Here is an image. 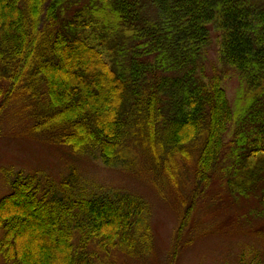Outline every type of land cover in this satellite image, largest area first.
Masks as SVG:
<instances>
[{
    "label": "trees",
    "instance_id": "16d2710c",
    "mask_svg": "<svg viewBox=\"0 0 264 264\" xmlns=\"http://www.w3.org/2000/svg\"><path fill=\"white\" fill-rule=\"evenodd\" d=\"M226 67L239 77L234 102ZM8 98L33 132L77 154L127 166L141 148L176 188L189 179L178 159L195 157L197 184L225 172L233 191L260 195L264 207V0H0V102ZM10 184L0 197V264L151 254L141 196L88 192L73 172L54 188L23 172ZM237 264L255 263L244 252Z\"/></svg>",
    "mask_w": 264,
    "mask_h": 264
},
{
    "label": "rangeland",
    "instance_id": "374dc122",
    "mask_svg": "<svg viewBox=\"0 0 264 264\" xmlns=\"http://www.w3.org/2000/svg\"><path fill=\"white\" fill-rule=\"evenodd\" d=\"M209 58L218 62L214 50ZM224 72L226 91L234 102L239 89L238 73L232 67H226ZM2 101L0 197L12 191L10 182L17 172L37 175L44 187L51 188L73 172L88 192L118 190L141 196L150 205L151 254L140 258L114 254L118 264H237L244 252L249 261L264 264V207L260 195L233 191L225 172L211 178L209 184H197L193 172L195 157L193 164L179 158L178 164L187 166L189 179L186 187L182 183L176 188L151 169L141 148L138 153L135 149L138 159L134 163L107 166L99 155L77 154L46 134L33 132L22 104L13 98ZM228 137L225 157L232 152V133ZM226 164L228 161L223 162ZM90 250L97 258L110 260L97 243Z\"/></svg>",
    "mask_w": 264,
    "mask_h": 264
}]
</instances>
